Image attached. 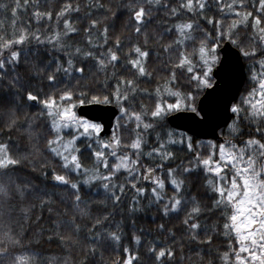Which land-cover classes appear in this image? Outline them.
Segmentation results:
<instances>
[{
	"label": "snow or ice",
	"instance_id": "1",
	"mask_svg": "<svg viewBox=\"0 0 264 264\" xmlns=\"http://www.w3.org/2000/svg\"><path fill=\"white\" fill-rule=\"evenodd\" d=\"M0 264H264V0H0Z\"/></svg>",
	"mask_w": 264,
	"mask_h": 264
},
{
	"label": "trees",
	"instance_id": "2",
	"mask_svg": "<svg viewBox=\"0 0 264 264\" xmlns=\"http://www.w3.org/2000/svg\"><path fill=\"white\" fill-rule=\"evenodd\" d=\"M26 145H27L26 139H24V138L21 137L19 139V146H20V148L21 149H24L26 147ZM147 219L148 220H151V217H147ZM43 247H48V245H43ZM52 247L54 248L55 246L53 245Z\"/></svg>",
	"mask_w": 264,
	"mask_h": 264
}]
</instances>
